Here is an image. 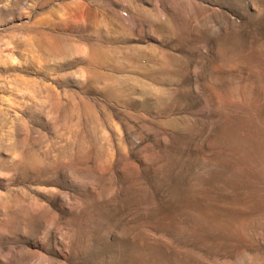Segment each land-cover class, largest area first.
<instances>
[{
	"label": "rangeland",
	"instance_id": "374dc122",
	"mask_svg": "<svg viewBox=\"0 0 264 264\" xmlns=\"http://www.w3.org/2000/svg\"><path fill=\"white\" fill-rule=\"evenodd\" d=\"M0 264H264V0H0Z\"/></svg>",
	"mask_w": 264,
	"mask_h": 264
}]
</instances>
